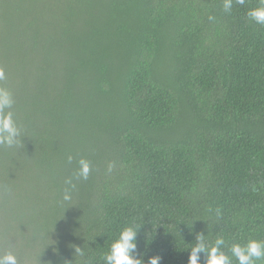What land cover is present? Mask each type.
<instances>
[{"label":"trees","instance_id":"obj_1","mask_svg":"<svg viewBox=\"0 0 264 264\" xmlns=\"http://www.w3.org/2000/svg\"><path fill=\"white\" fill-rule=\"evenodd\" d=\"M223 2L0 0L20 129L0 145V255L104 264L128 225L161 264H188L200 232L264 240V26L258 0Z\"/></svg>","mask_w":264,"mask_h":264},{"label":"clouds","instance_id":"obj_2","mask_svg":"<svg viewBox=\"0 0 264 264\" xmlns=\"http://www.w3.org/2000/svg\"><path fill=\"white\" fill-rule=\"evenodd\" d=\"M234 0H224L223 10L231 13ZM236 4L243 5L245 0H235ZM249 21L264 26V0H258V6L250 8L246 12ZM215 17L209 16V20ZM5 71L0 68V80H4ZM12 93L0 87V145L9 147L18 143L20 129L17 126L12 111L14 106ZM68 162H72V157H68ZM111 168V166H110ZM91 164L86 159L79 160V169L75 173L76 180H87L91 173ZM70 187L64 190L63 201H71V190L76 185L72 179L65 182ZM216 215L220 216V209L216 210ZM140 228L136 225L125 226L119 233L118 238L111 244L110 250L106 252L102 259L104 264H161V256H149L147 261L144 257L146 252L138 250V234ZM228 247L223 236H217L213 242H207L203 232L195 234L194 246L190 249L188 264H260L264 262V240L249 239L246 243L234 242L228 247V251L223 249ZM76 254L83 255L81 248L75 249ZM203 253V258L200 254ZM0 264H19L16 254L12 251L0 255Z\"/></svg>","mask_w":264,"mask_h":264}]
</instances>
